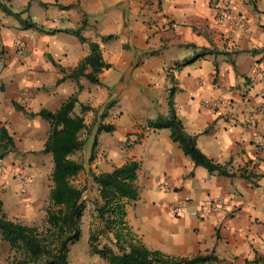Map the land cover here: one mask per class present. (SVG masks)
<instances>
[{
	"label": "crops",
	"instance_id": "obj_1",
	"mask_svg": "<svg viewBox=\"0 0 264 264\" xmlns=\"http://www.w3.org/2000/svg\"><path fill=\"white\" fill-rule=\"evenodd\" d=\"M230 2L246 33L221 27L210 0H0V127L16 148L0 159L5 168L0 200L7 218L27 226L45 218V202L33 180L46 175L50 163L42 153L49 128L35 114L55 112L76 94L74 113L80 114L82 105L90 110L82 114L87 130L82 154L71 157L82 159L75 183L97 190L91 174L138 162L139 198L126 206L125 220L147 249L175 258L214 259L205 264H264V0ZM6 11H25L28 16L21 17L27 25L7 21ZM82 25L86 43L73 34ZM107 36L113 38L102 42ZM89 42L100 46L111 65L99 74L100 84L68 77L57 83L61 70L68 74L88 56ZM114 70L122 79L108 90L103 79ZM130 84L145 88L164 119L171 101L197 148L233 176L195 166L163 130L113 124L107 105L121 93L129 98ZM210 98L227 104L209 111L203 101ZM100 125L114 129L98 133ZM20 179L28 180L23 190ZM18 192L17 200H7ZM207 198L222 200L225 211L199 218L170 213L177 203L187 202L191 210ZM94 201L100 204L98 190ZM72 250L73 245L69 264H108L89 252L73 256ZM9 255L0 238V264H7Z\"/></svg>",
	"mask_w": 264,
	"mask_h": 264
},
{
	"label": "trees",
	"instance_id": "obj_2",
	"mask_svg": "<svg viewBox=\"0 0 264 264\" xmlns=\"http://www.w3.org/2000/svg\"><path fill=\"white\" fill-rule=\"evenodd\" d=\"M19 19V14L6 11ZM80 27L73 34L81 43H86L80 36ZM113 36L103 37L102 42L111 40ZM89 54L77 67L69 70L68 74L61 70L64 76L57 81L71 78L78 81L85 78L89 83L98 85L99 74L109 70L111 65L106 63L97 43H87ZM90 70L87 72V70ZM80 87H78V90ZM76 94L64 101L59 109L51 112L41 109L39 116L48 123V134L42 153L52 157L50 174L51 187L49 190V205L45 210L42 226H27L7 218L0 200V238L8 244L9 256L7 264H69L70 247L81 238V219L86 209L83 199L84 190L72 183V179L83 171L82 163L71 157L80 152L85 142L80 134L85 130L83 113L90 110L82 105L81 113L75 114L77 104ZM170 114L163 120L157 119L148 123L151 127L169 129L171 140L178 144L183 154L189 157L195 166L206 169L209 173L232 177L226 165H220L206 157L196 146L195 137L184 131L181 121L176 117L171 101L168 103ZM16 111L24 112L22 107L13 103ZM34 116V114H30ZM113 126L100 125L99 132H112ZM13 139L4 127H0V159L15 150ZM140 164L129 160L120 167H114L110 172L92 175L96 185L100 204L95 212L97 219L104 228L98 235L109 233L113 235L116 250L107 246L99 248L95 241L96 235L91 233L88 246L92 255H97L108 264H205L214 261L209 256H198L193 259L175 258L159 251L147 249L130 230L126 218V206L139 198L136 185Z\"/></svg>",
	"mask_w": 264,
	"mask_h": 264
},
{
	"label": "rangeland",
	"instance_id": "obj_3",
	"mask_svg": "<svg viewBox=\"0 0 264 264\" xmlns=\"http://www.w3.org/2000/svg\"><path fill=\"white\" fill-rule=\"evenodd\" d=\"M30 1V0H28ZM14 10L17 12H20L21 9H17L14 7ZM23 11V10H22ZM22 15L28 16V13L21 12L19 15V19H16L14 16L9 15L10 17L7 19V21L10 20V22H14L15 24L22 25L25 27L27 24L26 22V17H21ZM12 16V17H11ZM26 24V25H25ZM122 79V76L118 73V71H112L108 76H106L103 79V85L106 89L112 90L113 87L120 82ZM132 79L134 80V76H132ZM131 85V92L129 95V98H125L124 93L119 94L118 96H115V99L113 101H110V103L107 105L108 108L106 109H112L113 114L110 116V121H112L113 124L116 125H121L122 123L124 124H129V127H131L134 123H139V124H144V126L148 125V123H154L157 121V119L160 118V120H163L164 118L161 117L160 114L161 110L157 108H153L152 104L153 101L151 102V99L146 96L145 93L146 90L143 86H137V85ZM114 94V93H113ZM112 96V95H111ZM118 103V105H116ZM115 112H118L117 115H114ZM120 112L123 113V116L121 117L122 122H118L120 118ZM160 116V117H158ZM150 126V125H148ZM151 127V126H150ZM153 128V127H151ZM157 130H163V133L165 136H168L170 134L169 129L165 128H159V127H154ZM87 131V130H86ZM86 131L82 132L80 134V139L83 140L84 142L86 141ZM88 140V139H87ZM87 146V145H86ZM82 154V150H81ZM77 154H75L76 157ZM48 161L50 163H47V167L45 170L46 175L38 177L37 181L33 180L34 186L37 187V190H39V199L42 202H45L44 206V212L49 205V186L51 185V180H50V174L52 171L53 163H52V157L51 155L47 154ZM78 162H81L82 159H80V156L75 159ZM111 168H108L107 171L110 172ZM93 174H91L92 176ZM76 179H72V183L77 186L80 189H83L84 192L86 191L85 195V205L87 210L85 209L83 217L81 219V238L80 240L73 245V256L74 254H84V255H89L88 252L91 255L89 246H88V236L91 233H94L96 235L97 241H95V244L99 247L102 248L104 246H107L113 250H116L114 247V242H113V235L109 233H105V235H98L100 231L103 230L104 226L103 224L97 219L95 209L99 205L94 201L95 196L97 195V190L95 186L88 184L87 182H80V183H75ZM34 188L29 186L27 188L26 192L31 193ZM18 193H13L12 195H9L7 197V200H17L19 196ZM99 196V195H98ZM23 197V196H22ZM131 211V210H130ZM132 212V211H131ZM171 213V212H170ZM172 215V214H171ZM10 219V218H9ZM45 219V218H44ZM44 219L39 223V227L44 224ZM11 220V219H10ZM13 221V220H12ZM16 222V221H14ZM19 224H26L23 222V220H20L19 222H16ZM4 245L8 247V244L4 242ZM96 259L97 255L95 256ZM99 257V256H98ZM91 261L92 257L90 256ZM100 258V257H99ZM102 259V258H101ZM7 263V259L5 260Z\"/></svg>",
	"mask_w": 264,
	"mask_h": 264
},
{
	"label": "built area",
	"instance_id": "obj_4",
	"mask_svg": "<svg viewBox=\"0 0 264 264\" xmlns=\"http://www.w3.org/2000/svg\"><path fill=\"white\" fill-rule=\"evenodd\" d=\"M210 7L215 14L217 23L229 30L231 33H246L244 21L242 18L236 17L231 12L230 0H210ZM261 82L264 84V74L261 76ZM224 99H205L203 106L209 111H216L226 106ZM261 144V140L259 141ZM5 171L3 165L0 164V174ZM27 179H20L21 188L26 186ZM166 189V187L164 186ZM225 211V205L222 200L207 198L203 203L195 205V207L189 210V204L187 202H181L173 205L170 209L171 214L174 217H183L185 215L189 217L199 218L204 214L222 213Z\"/></svg>",
	"mask_w": 264,
	"mask_h": 264
}]
</instances>
